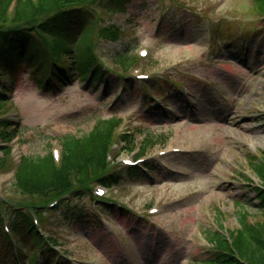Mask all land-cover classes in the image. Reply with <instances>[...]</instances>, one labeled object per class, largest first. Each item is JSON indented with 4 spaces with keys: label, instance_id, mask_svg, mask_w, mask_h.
Wrapping results in <instances>:
<instances>
[{
    "label": "rangeland",
    "instance_id": "obj_1",
    "mask_svg": "<svg viewBox=\"0 0 264 264\" xmlns=\"http://www.w3.org/2000/svg\"><path fill=\"white\" fill-rule=\"evenodd\" d=\"M109 4H92V14L103 20L95 28L120 27L118 39L97 35L90 21L76 34L75 43L94 42L107 70L96 86L71 78L45 92L28 69H18L0 114V122L16 125L9 138L0 126V196L8 205L45 206L40 227L59 241L69 264H199L212 250V235L229 237L240 229L243 213L250 224H264L256 194L263 183L251 165L252 156L264 158L262 16L254 0H124L122 10ZM144 49L147 57L140 55ZM123 55L136 59L127 79L116 62ZM139 74L151 82L144 87ZM148 86L162 99L149 97ZM112 117L122 119L114 167L137 160L120 135L134 136L137 147L148 136L155 140L139 161H150L153 170L124 178L103 198L130 214L103 203L96 209L90 196L66 198L50 210L55 199L39 201L17 187L13 173L21 157L61 152L63 136H85ZM66 206H83V218L68 221Z\"/></svg>",
    "mask_w": 264,
    "mask_h": 264
},
{
    "label": "trees",
    "instance_id": "obj_2",
    "mask_svg": "<svg viewBox=\"0 0 264 264\" xmlns=\"http://www.w3.org/2000/svg\"><path fill=\"white\" fill-rule=\"evenodd\" d=\"M13 1L0 0V114L11 101L8 95L14 88L18 69H28L30 79L45 92L60 89L71 78L96 86L106 77L107 70L97 59L94 42L75 43L78 41L76 34L81 32L84 24L89 25V21L94 31H98L97 35L107 39L120 37V27L95 28L103 23L102 19L92 14V4L97 0H37L36 3L33 0H16L14 17L10 22L7 14ZM122 1L110 0L109 5L111 9L117 7L122 10ZM254 9L264 23V0H254ZM71 26H76L77 30H71ZM134 58L130 60L123 55L116 62L128 69L136 60ZM19 63L23 65L19 66ZM121 122V118L112 117L99 121L85 136L62 137L63 157L60 164L52 153L44 157H24L16 173L17 186L23 193L43 202L61 199L65 195L82 200L93 197L92 186L95 184L109 188L122 184L124 178L143 177L145 174L140 167L117 168V165L113 166L116 158L110 159ZM0 126L6 133L2 137L9 138L16 125L7 119L2 120ZM122 141L130 153L137 149L134 136H123ZM154 141L148 136L138 156L144 155L146 147L153 145ZM2 160L0 158V163ZM251 165L263 183L256 194L260 201L259 209L264 214V158L252 156ZM148 167L153 168L152 165ZM29 206L16 208L4 205L0 200V264H41L40 257L43 264H69L54 250L59 245L58 241L45 238L35 226ZM31 207L40 215L44 212L39 203H33ZM83 212V206H66L65 218L68 221L77 216L82 219ZM128 213L121 211L120 215ZM6 214L12 219L18 244L4 230ZM241 219L240 229L229 231V237L221 232L212 235V250L199 264H264V224H250L247 213H243ZM8 255L11 262L3 260Z\"/></svg>",
    "mask_w": 264,
    "mask_h": 264
},
{
    "label": "bare ground",
    "instance_id": "obj_3",
    "mask_svg": "<svg viewBox=\"0 0 264 264\" xmlns=\"http://www.w3.org/2000/svg\"><path fill=\"white\" fill-rule=\"evenodd\" d=\"M261 139V143L264 144V137L260 138Z\"/></svg>",
    "mask_w": 264,
    "mask_h": 264
}]
</instances>
